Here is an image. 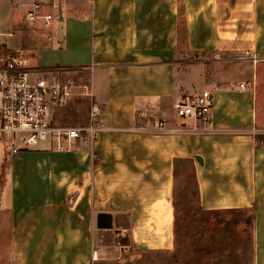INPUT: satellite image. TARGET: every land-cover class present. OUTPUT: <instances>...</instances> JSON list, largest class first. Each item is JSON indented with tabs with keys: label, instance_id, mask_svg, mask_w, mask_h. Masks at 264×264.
Instances as JSON below:
<instances>
[{
	"label": "crops",
	"instance_id": "0c3cea01",
	"mask_svg": "<svg viewBox=\"0 0 264 264\" xmlns=\"http://www.w3.org/2000/svg\"><path fill=\"white\" fill-rule=\"evenodd\" d=\"M26 10L24 0H0V53L22 52L30 67L83 86L89 123L104 131L70 153L39 145L0 154V264H104L126 246L103 238L126 232L125 245L170 251L176 165L185 162L201 210L250 213L251 264H264V128L253 88L200 75L225 57L264 62V0H50L41 36L24 26ZM16 35L17 49L2 40ZM36 53L60 57L47 65L31 61ZM203 86L210 125L176 118L174 105Z\"/></svg>",
	"mask_w": 264,
	"mask_h": 264
},
{
	"label": "rangeland",
	"instance_id": "374dc122",
	"mask_svg": "<svg viewBox=\"0 0 264 264\" xmlns=\"http://www.w3.org/2000/svg\"><path fill=\"white\" fill-rule=\"evenodd\" d=\"M2 26L1 32H6L10 28L9 21H5ZM20 30L22 34H25L23 26ZM33 34L42 35L39 32ZM2 40L8 47L17 49L15 45L18 41L17 35L13 39L2 38ZM38 57L44 59V64L50 65L60 55L36 53L29 56L33 62ZM248 57L243 54L238 57L239 60L235 61L225 57L219 63L208 64L200 75L204 79V84L208 81L222 83V77L219 75L225 73L231 76V82L235 86L252 83V86L246 88L248 91L253 88L251 91L256 99L257 125L264 128V62L253 58L246 59ZM60 81L70 85L71 95L67 97L66 104L56 111L54 118L56 124L65 128L87 127L94 119L90 92L70 80ZM202 90L206 91V87H201L198 92ZM3 138L5 142H0V154L9 152L12 147L9 138L7 136ZM172 216L173 237L170 251L149 253L136 247V244L143 245L140 241L131 246L125 245L129 241V234L126 232L125 235L113 236L112 239L111 237L103 238V241L108 244L118 242L120 246H126V252L118 254L116 258L104 264H251L250 213L248 211L204 212L201 210L197 203L192 170L187 162L176 165ZM124 217L118 214L116 221L126 227ZM163 220L165 224L170 223V211L163 213Z\"/></svg>",
	"mask_w": 264,
	"mask_h": 264
},
{
	"label": "built area",
	"instance_id": "2783aa9c",
	"mask_svg": "<svg viewBox=\"0 0 264 264\" xmlns=\"http://www.w3.org/2000/svg\"><path fill=\"white\" fill-rule=\"evenodd\" d=\"M49 5L50 0H24L26 29L36 33L38 22L46 29L50 26L52 14L43 12ZM54 72L55 69L30 67L22 52L0 53V142H5L3 137L7 136L12 153L39 145L70 153L92 145L104 131L95 120L82 128H65L52 122L53 110L71 95L70 85L61 82ZM250 86L252 83H245L240 88ZM211 107L210 92L201 91L181 98L174 105V113L178 119L210 125ZM152 123L157 131H166L164 120L153 119Z\"/></svg>",
	"mask_w": 264,
	"mask_h": 264
}]
</instances>
